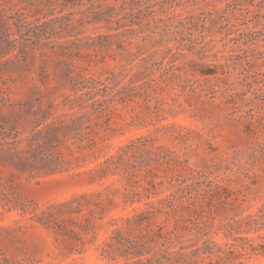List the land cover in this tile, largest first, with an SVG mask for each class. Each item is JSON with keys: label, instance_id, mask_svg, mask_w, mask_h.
<instances>
[{"label": "rangeland", "instance_id": "374dc122", "mask_svg": "<svg viewBox=\"0 0 264 264\" xmlns=\"http://www.w3.org/2000/svg\"><path fill=\"white\" fill-rule=\"evenodd\" d=\"M0 5V31H16L22 13L68 24L49 23L54 47L27 41L21 51L0 36V124L17 120L25 134L20 110L39 101L49 119L98 123L81 150L58 135L65 169L31 173L0 159L20 203L0 198V264H125L105 251L113 231L171 193L206 233L184 245L213 246L198 264H264V0Z\"/></svg>", "mask_w": 264, "mask_h": 264}, {"label": "trees", "instance_id": "16d2710c", "mask_svg": "<svg viewBox=\"0 0 264 264\" xmlns=\"http://www.w3.org/2000/svg\"><path fill=\"white\" fill-rule=\"evenodd\" d=\"M3 10L4 8L0 5L1 16L5 15L2 13ZM30 17L34 18V14L22 13L18 22L15 23L16 31L10 32L8 29H3L0 31V36L6 37L4 39L8 40L14 48L19 46L21 51H25L27 41H31L34 45L42 43L43 46L54 47L55 44L50 45V43L53 41L55 26L48 29L49 23L54 19V24L59 22L61 29L68 26L63 15L47 17L39 24L34 22L37 19L39 21V18L29 20ZM14 34L18 36L10 37ZM87 82L92 83L91 86L94 84L93 79ZM3 99L4 97L0 96V102H4ZM64 100L63 103L59 101L56 105L62 103L63 106H71L69 98L65 97ZM98 100L95 99L93 103H97L99 111H103L104 101ZM41 103L39 101L34 109L20 110L22 113L26 111L30 114L29 129L25 134L17 129V120L10 126L0 124V159L7 160L16 168L29 170L31 173H37L44 168L65 169L71 163V159L66 158L57 149L55 141L58 140V135L62 134L65 141L71 139L70 145L76 150H81L92 144L91 136L96 133L98 124L88 115H75L74 112L59 114L49 119L48 110ZM72 153L73 150L70 151V154ZM182 196L171 193L159 199L157 205L150 202V208L137 213L132 218H126L125 224L113 231L111 237L113 241L105 249L107 255L114 258V254L117 253L128 257L125 264H198L197 256L212 253L213 246L208 240H204L202 245H197L193 249L184 245L186 240L200 238L206 233L192 220L191 208L182 203ZM0 198L5 204H20L18 197L13 193L12 186L1 177ZM160 216L163 219L158 222ZM169 223L171 227L168 226ZM53 226L57 231L60 228L55 219H53Z\"/></svg>", "mask_w": 264, "mask_h": 264}]
</instances>
